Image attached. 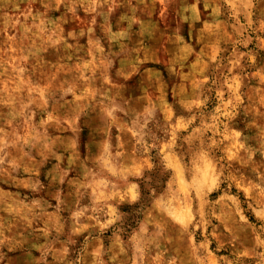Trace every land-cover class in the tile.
I'll return each instance as SVG.
<instances>
[{
	"label": "rangeland",
	"instance_id": "obj_1",
	"mask_svg": "<svg viewBox=\"0 0 264 264\" xmlns=\"http://www.w3.org/2000/svg\"><path fill=\"white\" fill-rule=\"evenodd\" d=\"M0 264H264V0H0Z\"/></svg>",
	"mask_w": 264,
	"mask_h": 264
}]
</instances>
